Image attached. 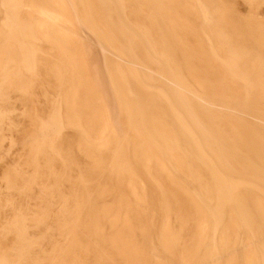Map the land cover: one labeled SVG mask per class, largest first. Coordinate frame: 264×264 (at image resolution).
Masks as SVG:
<instances>
[{"label":"bare ground","instance_id":"bare-ground-1","mask_svg":"<svg viewBox=\"0 0 264 264\" xmlns=\"http://www.w3.org/2000/svg\"><path fill=\"white\" fill-rule=\"evenodd\" d=\"M33 1L0 0V48L14 45L20 53L19 64L11 59L0 74V163L20 144L42 162L38 167L27 164L24 172L19 151L0 176V264H112L102 236L94 235L97 246L88 248L86 260L81 255L87 220L92 228L97 225L99 184L85 182L77 172L76 147L83 135L63 125L65 95L75 87L78 71L68 70L70 57L60 48L39 38L34 21L24 22ZM182 1L185 5L194 1L198 10L195 25L185 8L178 13L187 28L182 39L190 53V37L201 42L199 59L191 55L196 61L193 67L198 66L199 76L210 84L202 91L187 77L186 67L191 65L175 40L174 0H77L73 18L92 43L99 44L101 87L114 102L120 135L113 138L111 148L123 150L118 161L126 163L146 193L154 217L147 244L157 259L167 264L189 262L183 252L165 248L168 243L162 235L171 212L202 218L199 223L211 228L222 222L239 233L246 228L252 240L243 250L244 258L255 249L264 259V35L256 34L255 19L235 3ZM99 32L118 55L108 56ZM13 78L20 83L23 103L36 81L45 83L34 122L28 117L24 123L16 119L19 101L8 86ZM7 141L10 150L5 154ZM142 143L156 155L149 170L143 158L131 155ZM168 151L176 155L178 165L169 160ZM109 153L112 157L113 151ZM119 179L124 185L129 180L128 175ZM123 192L128 196L130 191ZM14 193L21 201L10 198ZM36 193L42 199L34 201ZM175 195L183 198L179 207ZM57 202L61 207L54 211ZM51 232L58 233L56 249L53 240L46 241ZM198 241L195 238L194 243Z\"/></svg>","mask_w":264,"mask_h":264},{"label":"rangeland","instance_id":"rangeland-1","mask_svg":"<svg viewBox=\"0 0 264 264\" xmlns=\"http://www.w3.org/2000/svg\"><path fill=\"white\" fill-rule=\"evenodd\" d=\"M137 1L139 2L141 0ZM226 1L237 4L245 16L255 19L256 34L259 37L264 35V0ZM76 7L77 0H35L27 10V20L24 22H28L29 20L34 21L35 31L39 38L44 41L47 40L49 43L52 42L56 48H60L61 51L70 57V61L66 63L68 70L71 71L73 68L78 71L76 75L78 80L74 83V89L71 88V91H68L69 93L66 92L65 95L66 113L63 125L66 129L75 128L83 135V139L78 142L76 147V153L79 158L77 172L84 175L83 180L85 182L99 184L97 217L94 220L97 225L92 228V222L89 219L87 220L85 227V246L81 251V255L83 256V260H86L89 257L88 248L95 250L97 240L94 235H98L97 237L102 236L107 239L112 264H167L165 261L153 256L147 244L148 225L151 224L154 217L152 218L151 212L148 209L149 203L146 193H143L140 181L133 178V173L130 169L128 170L129 167L126 163H120L118 161L121 156H124L123 150L120 147L111 148V143L114 141L113 138L120 135L118 134L119 129L115 120L114 102L112 98L109 99L106 90L101 87L100 54L97 48L99 44L95 42L94 45L87 32L73 18ZM180 8H185L186 17L195 25L194 19L198 18L197 6L194 1H190L185 5L182 0H174L173 18L175 19V28L178 32L175 40L181 46L191 65L189 69L186 67L187 77H190V81L196 89L202 91L210 84L207 85V82L199 76L198 66L193 67L196 61L191 55V53H195L197 60L199 59V55H201L199 53L201 42L199 38L195 40L191 36L190 53V49L182 39L185 36L183 32H187V28L182 24L184 21L178 13ZM144 9L149 13L147 8ZM180 30L182 31L181 36L179 35ZM1 34L0 29V38ZM98 34L102 43L109 50L108 56L118 55L108 46L104 35L101 32ZM11 59H14L17 65L20 62V53L16 50V47L14 45L1 47L0 74L2 67L7 65ZM44 84L42 81H36L35 89L30 95L24 98V103L19 101V81L13 78V84H8L11 87V92L20 102L16 105L19 111L16 119L19 122L24 123L26 117L34 122L36 118L35 105L40 95L44 93ZM88 102L89 105H87ZM71 133L67 132V134ZM19 138L22 140L23 134H19ZM67 138L69 140L72 139L71 135H67ZM9 150L10 142L7 141L4 144L2 152L6 154ZM19 151H23L20 166L24 172L27 171L30 165L33 167L42 165V162L38 161L36 156L33 157L30 154L28 147H24L23 149V145L20 144L10 150L9 154L7 153L4 158V162L0 163V176L8 166L14 163ZM110 151H113L112 157L109 153ZM131 155L137 157L139 161L143 158L147 170L151 168L156 157L155 152L145 144L143 145V143L139 144L138 148L133 150ZM167 157L169 160L177 163L174 161L176 155L172 152L168 151ZM110 158L112 160L109 163ZM110 166L111 168L113 167L112 170H110ZM167 171L171 172L168 169ZM119 175H128V186L126 184L124 185L125 181L119 179ZM44 181L45 177L42 176L38 183L40 190L43 187ZM177 186L183 193H187L182 186ZM126 189L130 191L128 196L123 192ZM40 193L35 194L33 197L34 201L39 198L42 199L43 196ZM10 198L16 200V202L21 201V198L15 193ZM174 202L176 207H179L183 202V198L175 195ZM60 207V203L57 202L54 205V211H58ZM178 215L176 212H171L168 215L166 220L169 225L168 228H164L162 235L168 243V245H165V248H168L174 254L177 252L184 253L182 245H184L185 239L189 237L191 232H198V236L204 237L209 231L207 224L203 222L199 223V220L202 218L196 217L193 220L188 217H179ZM197 223L199 224L197 225ZM228 228L232 229L231 227ZM57 234V232H51L46 235V241L53 240L55 249L57 248ZM226 250L228 249L226 248ZM186 255H188L187 252ZM254 263L255 256L252 252H249L247 264Z\"/></svg>","mask_w":264,"mask_h":264},{"label":"crops","instance_id":"crops-1","mask_svg":"<svg viewBox=\"0 0 264 264\" xmlns=\"http://www.w3.org/2000/svg\"><path fill=\"white\" fill-rule=\"evenodd\" d=\"M227 216L224 217L225 220L229 219L228 214ZM207 228L210 230L204 237L198 236V232H191L189 237L185 239L182 247L184 253H188L187 257L189 262L187 264H247V259L244 258L243 250H245L246 245L250 242L249 239L252 240V237L246 228L239 233L228 228L227 222H222L216 226V228L208 226ZM261 233L264 236V227L261 228ZM195 238L199 240L198 242H201L194 243ZM226 248L228 252L225 254L224 251H226ZM252 253L255 256L254 264H264V259H261V254L259 252L254 249Z\"/></svg>","mask_w":264,"mask_h":264}]
</instances>
